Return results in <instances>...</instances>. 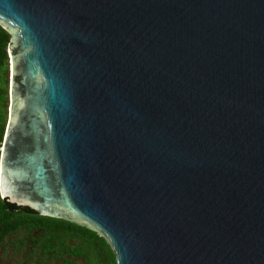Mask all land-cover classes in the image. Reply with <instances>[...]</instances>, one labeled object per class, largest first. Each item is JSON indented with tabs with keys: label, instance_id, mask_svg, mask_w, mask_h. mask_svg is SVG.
Masks as SVG:
<instances>
[{
	"label": "water",
	"instance_id": "1",
	"mask_svg": "<svg viewBox=\"0 0 264 264\" xmlns=\"http://www.w3.org/2000/svg\"><path fill=\"white\" fill-rule=\"evenodd\" d=\"M0 194L116 264H264V0H0Z\"/></svg>",
	"mask_w": 264,
	"mask_h": 264
},
{
	"label": "trees",
	"instance_id": "2",
	"mask_svg": "<svg viewBox=\"0 0 264 264\" xmlns=\"http://www.w3.org/2000/svg\"><path fill=\"white\" fill-rule=\"evenodd\" d=\"M11 31L0 23V160L9 121ZM0 263L116 264L107 240L80 223L43 216L0 194Z\"/></svg>",
	"mask_w": 264,
	"mask_h": 264
},
{
	"label": "rangeland",
	"instance_id": "3",
	"mask_svg": "<svg viewBox=\"0 0 264 264\" xmlns=\"http://www.w3.org/2000/svg\"><path fill=\"white\" fill-rule=\"evenodd\" d=\"M9 102H10V95H9ZM0 264H3V263H0Z\"/></svg>",
	"mask_w": 264,
	"mask_h": 264
}]
</instances>
